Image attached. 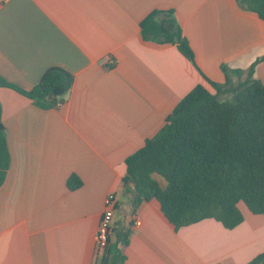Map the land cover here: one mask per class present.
Returning a JSON list of instances; mask_svg holds the SVG:
<instances>
[{"label":"crops","instance_id":"obj_1","mask_svg":"<svg viewBox=\"0 0 264 264\" xmlns=\"http://www.w3.org/2000/svg\"><path fill=\"white\" fill-rule=\"evenodd\" d=\"M172 10L195 63L177 45L145 41L141 21ZM264 57V21L239 0H0V76L30 90L51 68L73 77L64 104L43 110L0 87L10 167L0 188V264H98L96 234L110 194L112 232L131 234L123 264H251L264 254V215L244 205L227 229L207 218L176 229L157 200L133 208L120 191L126 159L222 66ZM253 78L264 84V60ZM82 184L70 188L68 180ZM140 220L141 225L136 226Z\"/></svg>","mask_w":264,"mask_h":264},{"label":"trees","instance_id":"obj_2","mask_svg":"<svg viewBox=\"0 0 264 264\" xmlns=\"http://www.w3.org/2000/svg\"><path fill=\"white\" fill-rule=\"evenodd\" d=\"M241 6L264 21V0H239ZM145 41L177 45L195 63L193 50L172 10H154L141 21ZM254 63L244 81L233 76L244 71L223 65L226 81L207 80L215 93L203 85L191 91L167 118L164 127L142 148L126 159L120 191L133 208L157 200L166 219L179 229L207 218L234 229L244 218L239 208L264 215V84L253 78ZM74 77L51 68L41 82L26 90L0 76V87L11 88L43 110L64 104ZM10 152L0 104V188L10 167ZM72 176L68 186H81ZM131 232L116 234V241L98 254V264H123L121 246ZM251 264H264V254Z\"/></svg>","mask_w":264,"mask_h":264},{"label":"built area","instance_id":"obj_3","mask_svg":"<svg viewBox=\"0 0 264 264\" xmlns=\"http://www.w3.org/2000/svg\"><path fill=\"white\" fill-rule=\"evenodd\" d=\"M62 105L63 104L58 103L57 108L61 107ZM116 206H117L116 195L114 193L110 194L106 199L105 210L102 215L101 222L99 224V228L96 234L98 254L107 248L111 240ZM140 225H141V221L138 220L136 222V226H140Z\"/></svg>","mask_w":264,"mask_h":264},{"label":"water","instance_id":"obj_4","mask_svg":"<svg viewBox=\"0 0 264 264\" xmlns=\"http://www.w3.org/2000/svg\"><path fill=\"white\" fill-rule=\"evenodd\" d=\"M112 242L116 241V238L114 237V232H112V236H111Z\"/></svg>","mask_w":264,"mask_h":264}]
</instances>
